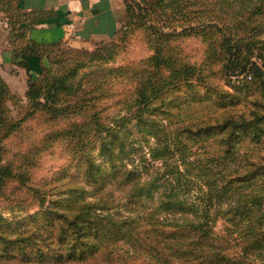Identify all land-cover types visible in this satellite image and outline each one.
Segmentation results:
<instances>
[{"label":"rangeland","instance_id":"374dc122","mask_svg":"<svg viewBox=\"0 0 264 264\" xmlns=\"http://www.w3.org/2000/svg\"><path fill=\"white\" fill-rule=\"evenodd\" d=\"M178 1H165L166 15L148 10L111 38L78 45L67 34L40 43L31 34L37 23L16 11L14 0H0V26L8 31L6 48L0 46V168L11 173L0 182V232L11 237L32 229L49 222L52 209L64 214L66 202L89 197V158L102 163L101 143L89 142V132L119 131L115 118L139 108L141 85L149 98L142 118L154 119L158 130L168 124L175 134L187 128L182 136L194 141L178 137L179 145L175 137L174 146L186 145L191 159L209 157L215 174L205 176L227 182L217 209L236 208L241 218L264 213V0ZM22 24L28 37L18 36ZM227 48L236 71L250 63L258 68L246 88L230 86ZM165 77L166 94L152 92ZM29 90L41 94L38 101ZM134 146L139 152L132 158L140 163L147 144ZM223 220L220 215L221 233ZM242 226H232L233 237ZM245 259L261 264L252 255Z\"/></svg>","mask_w":264,"mask_h":264},{"label":"trees","instance_id":"16d2710c","mask_svg":"<svg viewBox=\"0 0 264 264\" xmlns=\"http://www.w3.org/2000/svg\"><path fill=\"white\" fill-rule=\"evenodd\" d=\"M134 1L124 0L127 24L135 18H145L148 10L154 13L156 8L166 15L163 13L168 3L179 2L142 0L149 5L143 8ZM26 17L35 24L38 21L28 14ZM17 33L24 38L25 33ZM226 51L229 67L233 68L228 72L230 86L246 88L258 68L250 63L236 71L235 53L232 48ZM242 75L250 79L239 83L232 80ZM169 85L165 77L152 92L166 94ZM135 91L139 108L129 116L115 118L114 124L120 123L119 131L112 129L107 136L89 132V142L94 138L101 143L102 157V163L89 158V197L77 196L66 202L64 214L52 209L49 222L15 231L13 238L1 231L0 264H13L17 258L25 264H250L245 259L249 255L264 264V213L241 218L236 208L217 209L228 186L227 182L205 176L215 174L212 160L207 156L191 159L193 152L187 156L186 145L174 146L175 137L179 145L183 139L192 140L182 136L187 128L175 134L169 131L168 124L158 130L154 119L142 118L149 99L143 93L147 87L136 86ZM28 95L34 102L41 94L29 90ZM132 124L135 131L129 130ZM137 135L140 140L132 142ZM141 141L147 144V152L139 163L132 156L139 152L134 144ZM0 169L2 183L3 177L11 173L8 167ZM37 200L43 207L46 195ZM242 210L249 212L248 208ZM255 210L262 209L255 205ZM220 215L224 216L222 233L217 229ZM241 223L245 226L233 237L229 230ZM233 246H239V252Z\"/></svg>","mask_w":264,"mask_h":264},{"label":"crops","instance_id":"0c3cea01","mask_svg":"<svg viewBox=\"0 0 264 264\" xmlns=\"http://www.w3.org/2000/svg\"><path fill=\"white\" fill-rule=\"evenodd\" d=\"M19 12L38 19L32 38L40 43L64 38L68 26H76L70 42L89 45L111 38L125 20L124 0H14ZM23 27V28H22ZM21 32H25L22 24ZM5 33V34H4ZM7 28L0 26V46L6 48Z\"/></svg>","mask_w":264,"mask_h":264},{"label":"built area","instance_id":"2783aa9c","mask_svg":"<svg viewBox=\"0 0 264 264\" xmlns=\"http://www.w3.org/2000/svg\"><path fill=\"white\" fill-rule=\"evenodd\" d=\"M75 31H76V26H74V25L68 26V33L67 34L69 37H71V38L75 37ZM249 79H250L249 75H242V76H238V77L234 76L232 78L233 81L238 82V83H239V81H244V80H249Z\"/></svg>","mask_w":264,"mask_h":264}]
</instances>
